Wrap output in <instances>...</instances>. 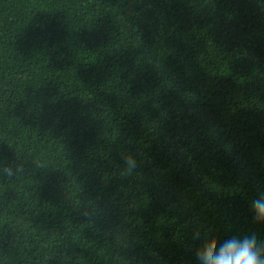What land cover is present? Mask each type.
Masks as SVG:
<instances>
[{
	"label": "trees",
	"instance_id": "16d2710c",
	"mask_svg": "<svg viewBox=\"0 0 264 264\" xmlns=\"http://www.w3.org/2000/svg\"><path fill=\"white\" fill-rule=\"evenodd\" d=\"M2 164L0 264L264 244V0H0Z\"/></svg>",
	"mask_w": 264,
	"mask_h": 264
},
{
	"label": "clouds",
	"instance_id": "9594fccd",
	"mask_svg": "<svg viewBox=\"0 0 264 264\" xmlns=\"http://www.w3.org/2000/svg\"><path fill=\"white\" fill-rule=\"evenodd\" d=\"M129 168L135 166L134 162L127 161ZM0 172L5 176L13 174L12 165H0ZM253 221L257 224H264V193L252 202ZM200 248L197 259L203 264H264V244L253 232L251 235L245 234L242 237L231 236L221 240L215 237L200 239Z\"/></svg>",
	"mask_w": 264,
	"mask_h": 264
}]
</instances>
